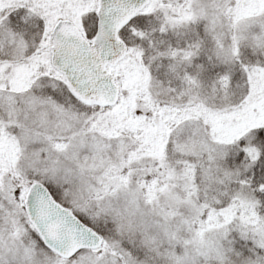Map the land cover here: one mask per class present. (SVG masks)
<instances>
[{
  "label": "snow or ice",
  "instance_id": "1",
  "mask_svg": "<svg viewBox=\"0 0 264 264\" xmlns=\"http://www.w3.org/2000/svg\"><path fill=\"white\" fill-rule=\"evenodd\" d=\"M0 264H264V0H0Z\"/></svg>",
  "mask_w": 264,
  "mask_h": 264
}]
</instances>
